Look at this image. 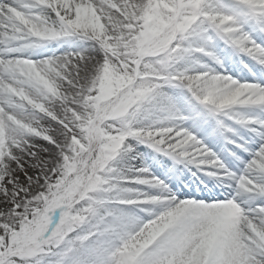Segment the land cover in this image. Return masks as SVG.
I'll use <instances>...</instances> for the list:
<instances>
[{
	"label": "snow or ice",
	"instance_id": "1",
	"mask_svg": "<svg viewBox=\"0 0 264 264\" xmlns=\"http://www.w3.org/2000/svg\"><path fill=\"white\" fill-rule=\"evenodd\" d=\"M169 2L179 13L175 17V26L166 33L169 42L159 55L146 58L150 61L147 67L141 64L139 69L140 73L150 71L152 75H134L130 86L112 101L115 104L127 97L123 107H118L115 118L105 124L109 132L119 134L116 146L100 157L97 156L99 148L92 146V156L83 169L90 178L81 187L78 202L67 210H58L42 235L38 234L39 240L34 247L22 254L10 244V238L15 239V236L7 231L8 228L14 227L19 233L28 227V221L38 216V213L26 212V206L30 203L39 205L42 194L49 197L54 194L53 185L58 183L57 177L66 174L65 159L72 155L73 134L78 139L83 137L75 125L63 120L59 113L53 120L46 113L36 112L27 101L8 91V86L12 85L17 89L23 88L26 95L39 99L50 95L35 79L21 77L13 70L14 66L20 61L33 62L59 89L61 82L69 87L76 86V80L69 75L73 68L77 76L85 70L98 73L106 56L114 63L116 61L104 53L95 38L76 27L77 8L88 3L95 4V0H0V106L6 113L23 111L47 119L51 124L55 121L53 129L48 132L50 139L37 136L49 145L43 149V159L40 151L36 150L39 145H34L29 139L33 136L19 130L17 134L23 136L29 142L28 145H21L15 136L10 135V151L0 158V237L3 238L0 243V264H31L27 258L37 254L52 257L48 264H182L181 254H187L198 243L192 241L186 244V241L211 227L207 208L220 201L179 200L147 167L134 169V175L126 178L142 185H152L159 190L158 193L138 192L135 198L122 195V191L129 190L121 191L112 183V173L116 171L113 161L121 151L132 150V145L126 141L127 137L136 138L173 161L210 164L223 169L225 175L236 183V194L223 201H234L243 210L241 234L246 264H264V240L257 235V232L264 233V169L257 167V162L264 163V118H254L260 126L256 130L258 144L251 149L241 145L245 152H249L250 158L242 161L244 168L240 174L230 171L203 140L182 124L134 129L130 123L125 126L123 122H118L125 114L135 116L144 102H151L165 113V120L190 119L194 125L200 126L215 121V126L208 130V134L213 135L218 129L234 131L224 120V117L239 116L234 106H253L264 110V102H256V96L264 93V84L240 82L231 76L213 73L207 66L200 72L175 68L178 60L194 52L205 53L220 63L219 58L206 52L204 47H193L189 38L197 30L204 40L212 42L218 37L264 65V46L257 44L243 30V22H251L254 30L264 32V2L237 0L238 11L231 13L213 7L207 0H195L191 4L181 3L180 0ZM128 7L122 4L121 10L127 11ZM43 9H50L54 18L43 15ZM100 10L97 7V11ZM13 12L17 15L23 13L31 22L30 26L20 23ZM71 35L91 40L103 56L98 59L84 52H75L34 60L21 55L26 50L38 49L52 40ZM165 86L182 87L188 91V114L180 112L176 98L163 91ZM193 101L204 111H197ZM51 102L58 103L59 100L53 99ZM65 103L67 108L75 110L76 106L70 100ZM238 122L245 127L249 125V120L242 116ZM7 123L9 127H15L11 121ZM29 147L33 150L29 151ZM232 155L240 159L235 153ZM44 163L47 164V170L42 172L37 165ZM29 168L38 171L30 175ZM71 179L68 177L65 185ZM245 184L250 191L244 187ZM114 189L116 192L113 195ZM63 190V187L59 189ZM242 191L256 194L250 197L251 203L246 208L238 202ZM257 199L261 202L255 203ZM140 200L151 201L161 209L159 212L145 209L154 217L146 223L128 217L118 206H110L128 204L140 207ZM25 214L28 221L23 219ZM9 218L16 223L11 224ZM249 222L256 231L249 227ZM208 264H215V260L210 259Z\"/></svg>",
	"mask_w": 264,
	"mask_h": 264
},
{
	"label": "bare ground",
	"instance_id": "2",
	"mask_svg": "<svg viewBox=\"0 0 264 264\" xmlns=\"http://www.w3.org/2000/svg\"><path fill=\"white\" fill-rule=\"evenodd\" d=\"M150 2L151 0H95V4L88 3L77 8L76 27L85 30L90 36L98 41L100 48L104 51V53L115 58L116 63H114L113 60L108 59L106 56L102 65L108 63L114 66H118V61L116 58H122L130 54L133 48L132 44L134 30L138 26L137 23L142 18V14L147 3ZM208 3L213 6V4H211L210 2ZM122 4L129 5L127 11L121 10ZM97 7L101 9L99 12L97 11ZM213 7L217 8L216 6ZM42 14L45 16L50 14V16L54 18V13H52L50 9L42 10ZM13 15L17 20H19L21 17V13L20 15H17L15 12H13ZM29 24H31V22ZM17 31L20 30L17 29ZM79 39L82 38H80V36L78 35H72L71 46H68L62 42H59L58 38L52 40L51 45L47 44L43 49L39 51L36 49H29L23 52L21 55L25 57L30 56L34 60H37L49 56H60L62 54L71 53L78 50V52H84L86 55L90 57H96L98 59L103 56V53L94 46V43L91 40L85 39L84 42H86V44L81 45ZM201 55L203 56L206 54L204 53ZM147 57L150 56L147 54H143L141 55L140 59L144 60ZM140 66L141 63L137 61L136 68L138 69ZM204 66L210 68L213 73L218 74L217 68H215L212 64L206 63L204 61V58L200 56H197L195 60L189 59V57L186 58L185 56L184 58L178 60L175 64V68L180 70L187 69L189 72H191L192 70H198V72L204 71ZM101 67L99 68L98 73L95 71L85 70L83 71V74L79 76L75 75V68H73L69 75L76 80V86L69 87L68 85H64L61 82L60 88L57 89L53 86L52 82L48 79L46 74L41 72L33 62L20 61L17 62L13 70L16 71L21 77H30L38 81L50 95L45 96L43 99H39L35 96L26 95L23 88L17 89L12 85H9L10 87L8 86V91L12 95L24 101H34L32 103L30 102L29 105H31L32 109H34L36 112L41 111H39V108L35 107L44 104V106L50 112H47V116H50L53 120H55L57 118L56 114L59 113L63 120H67L72 123L73 120L87 115V104L90 100L89 93L91 92L95 81L98 80L100 76L104 81L122 80L121 76L118 73L117 77L112 76L106 69L103 70V74L101 75ZM126 72L127 77L125 78V80H127V82H132L131 78L134 75H152V72L150 71L145 73H140L139 71H137L136 73H133L130 68H127ZM251 74L252 73L250 72H244L240 75H237V77H231L238 81L239 79L246 80L251 76ZM255 75L261 77L264 74H262L260 71H257ZM167 88L168 87L166 86L163 89L165 93L174 92L173 88ZM245 91L249 90L245 89ZM261 96L263 98L264 93H260L258 96H256V102L264 101L259 98ZM53 99L59 100V102L52 103L51 101ZM66 100H70L76 106L75 110L67 108L65 103ZM39 101H41V103ZM245 108H248V106H245ZM196 110L201 111V109H199L198 107H196ZM187 112L189 113V108ZM69 113L71 114L69 115ZM27 114L28 113L23 116V111L17 113H6L5 109L0 106V158L3 157L5 152L10 151V135L15 136V138L20 141L21 145H28L29 142L21 135H18L17 130L33 136L29 138H36L35 134H33L32 130L30 129L31 121L27 119ZM164 116L165 114H163V112H160L153 105V103L145 102V104H143V106L135 116L128 114L126 123H130L131 125L136 124V129L159 125L168 126L172 124H179V121L165 120ZM8 121H11L12 125H14L15 127H9L7 123ZM183 127L190 129L195 127V125L192 120H188L186 126L183 125ZM255 140L257 141V145L259 138H256ZM150 156L152 158H150L149 160L146 159L147 162L156 164V162H159L156 160L162 158L165 155L156 152L147 144L141 143L138 140H136L132 145L131 151H123V153L120 155L114 167L116 171L112 173V181L119 190H129L122 191V195L129 196L131 192H134V196L136 197L138 192H147L152 195H156L158 193L159 190L152 185H142L126 178L133 176V170L142 167L140 164L145 161V157ZM151 159H154L155 161L150 162ZM257 167L264 169V163L257 162ZM152 175L158 177L161 180H165L166 178L165 174L163 172L157 171L156 167L155 172L153 171ZM127 183L138 185V187L136 188L137 190L131 191ZM244 187L247 189V184ZM247 190L250 191L251 189ZM115 192L116 189L113 190L112 194L114 195ZM253 195L256 194L242 191L238 198V202L243 207H248L249 203H251L250 197ZM163 199H166V197H164ZM177 199L182 200L180 198ZM138 202L141 205L140 207H136L134 205V207L132 208L125 209V214L135 221L144 222L148 218H154L151 217L149 211H146L145 209H149L152 212H159L161 210L159 205L152 204L151 201L140 200ZM260 202L261 201L259 199L255 201V203ZM140 209L144 210V214L137 211H140ZM207 209L212 213V211L214 210V206H208ZM227 216L231 221V215L228 214ZM243 219V216H240V220L235 221L234 223L231 222L229 226L227 225V223H223L220 220H217L211 222V227L204 233H199L192 236L188 241H186V244H191L192 241H198V243H196L195 246L192 247L191 251L187 254H181L182 264H208V261L210 259H214L215 264H246L244 245L242 243L241 234V224L243 222ZM129 227L131 228L132 226L130 225ZM249 227H251L253 231H256L255 226L251 225L250 222ZM257 235L261 240H264V233L257 232Z\"/></svg>",
	"mask_w": 264,
	"mask_h": 264
},
{
	"label": "rangeland",
	"instance_id": "3",
	"mask_svg": "<svg viewBox=\"0 0 264 264\" xmlns=\"http://www.w3.org/2000/svg\"><path fill=\"white\" fill-rule=\"evenodd\" d=\"M207 1L213 4V6H216L217 2H221L220 0ZM180 2H187L191 4L194 3L195 0H180ZM248 2L255 3L258 2V0H248ZM259 2H264V0H259ZM178 14V9L174 7L169 2V0H151L150 3H147L143 11L142 18L137 23L138 26L134 30L132 44L133 48L130 54L122 58H116L118 61V66H114L108 63L102 65L100 69L101 75L103 74V70L106 69L112 76L117 77L118 73L121 76L122 80L104 81L100 76L99 79L95 81L94 86L89 93L90 100L87 104V115L77 118L72 122V124H74L75 127L79 130V135L82 136L83 139H78L76 134H73L72 155L66 157L65 159L66 174H64L62 177H57L58 183H55L53 185L55 192L51 197H49L47 194H42L43 199L39 205L30 203L26 206V212L32 211L34 213H38V216H36L31 221H28V216L26 214L23 216V219L25 221H28L27 228L21 229L19 233H17V230L14 227L8 228L7 231L15 236V239L10 238V244L22 254H26L32 247H34L35 242L39 240V235H42L43 231L46 229V225L51 222L52 217L57 213L58 210H67L71 205L78 202V193L84 182L90 178L89 176H86L84 174L83 169L87 160L92 156V146L96 145L99 148V151L97 152L98 157L111 152L112 149L116 146V140H118L119 134L109 132L105 127V124L107 121L115 118L118 107H123V101L127 100V97H124L121 101H117V103L115 104L112 102L121 92L124 91L125 88H128L132 83L125 80V78L127 77L126 70L127 68H130L133 73L139 71L140 67L138 69L136 68L137 61L141 64H144L145 66H148L150 64V61H148L147 59H140L141 55L143 54H147L150 57L160 54V52L164 49L165 44L169 42L167 40L166 33H168L169 29L175 26V17ZM47 16L51 17L50 14H48ZM185 19H187V17ZM18 21L24 24L26 27L30 26V21H28L22 13ZM70 37L72 39V36H67L66 38H69L70 41ZM189 39L191 40V42H199L202 41L203 38L199 33V30H197ZM79 41L81 42V45L86 44V42H84L85 39H79ZM75 52H78V50H76ZM187 57H189V59L196 58V56H193V54L186 56V58ZM191 72H196V70H192ZM30 102L32 103L34 101L28 100L27 103L30 104ZM39 102L41 103V101ZM35 108H39V111H41L42 113H46V115L47 112L50 113L44 106V104L39 105ZM24 115H26V112H23V116ZM127 116L128 114H125V116L120 118V121L118 122H123L126 126L128 124L126 123ZM27 119L31 121L30 129L36 136V138L29 139L34 145H39L36 150L40 151L41 159H43V149L47 148L49 145L47 141H44L42 138L37 136H42L44 137V139H50L48 132L53 129L55 121H52V125L47 119H41L31 114H27ZM131 126L134 129H136L137 127L136 124H132ZM108 127L114 126L108 125ZM136 140L137 139L134 137L126 138L127 143L131 145H133ZM28 150L32 151L33 149L29 147ZM85 153H87L86 156H84ZM122 153L123 151H121L118 157L113 161V167H115L116 161ZM82 156L84 157L83 160H81ZM37 166L42 169V172L47 170L46 163L39 164ZM78 169H80L81 171L78 172ZM28 170L30 175L34 174L35 171H38L32 170L31 168H29ZM68 177H72V179L65 185V180H67ZM21 178H23L22 174ZM112 183L114 182L112 181ZM127 185L129 186V189H133L132 191H134L135 188L138 187V185L136 184L127 183ZM61 187H63V191H59ZM127 197L135 198L134 194H129V196ZM117 206L122 210L127 209L130 206L133 207V205L128 204H118ZM140 211L144 214V210L140 209ZM149 219L150 218L145 220L144 223H146ZM9 220L13 225L16 223V221L11 220V218H9ZM2 242L3 238L0 237V243ZM27 259L31 262V264H48L49 260L53 258L46 254H37L36 256L28 257Z\"/></svg>",
	"mask_w": 264,
	"mask_h": 264
}]
</instances>
